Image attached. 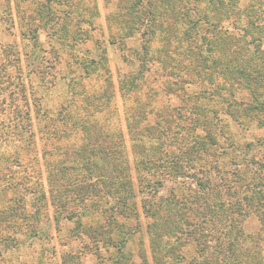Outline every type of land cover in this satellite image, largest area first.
I'll return each instance as SVG.
<instances>
[{
	"label": "trees",
	"instance_id": "trees-1",
	"mask_svg": "<svg viewBox=\"0 0 264 264\" xmlns=\"http://www.w3.org/2000/svg\"><path fill=\"white\" fill-rule=\"evenodd\" d=\"M242 1L119 0L111 18V26L120 32L117 42L140 38L138 47L129 50L137 68L118 76L121 96L131 103L125 123L136 183L131 182L121 132L111 133L86 117L78 125L86 145L75 149L72 144L69 151L63 144L69 139L67 118L41 125L26 103L25 112L16 108V116L0 118V147L5 144L8 151L0 159L4 171L12 163L38 159L33 132L37 121L40 140L47 144L41 152L46 193L62 217L70 220L77 209L85 218L103 217L104 224L94 233L112 241L114 234H124L117 218L138 220L136 198L149 196L142 213L151 221L146 233L154 264H180L188 245L199 248L198 254L193 250L191 264L260 263L255 260L258 251L252 250L263 242L264 227L254 234H244L242 227L251 215L264 223V159H248L247 152L259 142L239 146L225 121L264 126V0ZM151 78L157 89L142 94ZM159 96L166 105H157ZM92 98L101 107L111 94L95 93ZM28 180L0 185L3 200L7 202L3 195L15 183ZM167 180H191L194 186L187 196L176 188L161 196ZM25 189L33 202L45 200L43 189ZM13 199L0 207L3 248L17 243L18 236L38 235L27 222L39 211H28L21 198L14 208ZM13 218L26 230H14ZM247 242L253 245L237 253Z\"/></svg>",
	"mask_w": 264,
	"mask_h": 264
},
{
	"label": "rangeland",
	"instance_id": "rangeland-1",
	"mask_svg": "<svg viewBox=\"0 0 264 264\" xmlns=\"http://www.w3.org/2000/svg\"><path fill=\"white\" fill-rule=\"evenodd\" d=\"M118 4L119 0H0V118L14 117L18 114L16 110L25 112V103L32 118L40 117L41 125H47L49 121L55 124V120L66 117L67 128L64 131L69 134V139L63 144L64 149L71 150L72 144L75 149L86 145L78 125L90 116L101 124L102 129L123 134L131 182L134 184L137 172L125 123L131 103L121 96L118 76L137 68L132 64L135 59L129 50L138 47L140 38L134 36L123 40V43L117 42L120 32L111 26V18L117 12ZM106 79L112 84L109 85ZM150 88L157 89V82L152 78L143 85L142 94ZM105 92L111 94V100L99 107L92 96ZM242 97L248 103L245 93ZM157 101L158 106L167 104V100L160 96ZM60 107H65V110L61 111ZM225 121L229 127L226 129L234 135L233 140L239 146L251 141L254 144L259 142L247 152L248 159H264V126L256 122L239 125L229 119ZM33 122L38 159L33 160L32 154L33 161L23 160L18 164L20 166L12 163L6 172L5 162L0 160V185L29 178L16 187L18 183H15L14 188L3 196L8 199L7 202L14 198L10 205L14 208L19 206L17 202L21 198L28 211H39L35 220L27 222L28 226L38 230V235L31 239L27 235L26 238L18 236L17 243L9 242L8 248L0 246V264H154L146 233V226L151 221L142 213L143 206L151 201L149 196L136 198L138 220L122 216L117 218L123 225L124 234H114L112 241L94 233L104 224L103 217L92 218L90 214L85 218L80 214L82 210L77 209V215L68 220L62 217V212H56L46 193V166L41 152L47 144L40 140L38 129L41 125ZM7 145L11 147V144ZM7 152L6 145L2 144L0 159ZM183 182H163L159 195L165 196L175 188L180 194H188L194 182ZM26 187L30 188L29 191L43 189L45 200L33 202L34 196L25 193ZM1 194L0 207H5L7 202ZM11 222L14 230H26L19 226L21 221L18 218H13ZM261 227L264 223L251 215L245 219L242 229L244 234H254ZM252 245L247 242L237 253H243L246 247ZM186 247L183 251L185 258L180 264H191L193 250L199 251L197 246L193 249L190 245ZM252 251H258L255 257L260 262L258 264H264V240L259 249L253 248Z\"/></svg>",
	"mask_w": 264,
	"mask_h": 264
}]
</instances>
